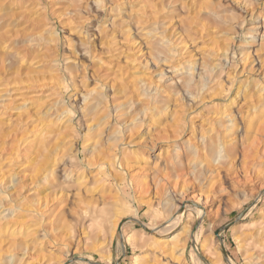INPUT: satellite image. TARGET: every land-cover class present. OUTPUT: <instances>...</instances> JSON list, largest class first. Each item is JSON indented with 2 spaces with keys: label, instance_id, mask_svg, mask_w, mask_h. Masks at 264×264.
Masks as SVG:
<instances>
[{
  "label": "rangeland",
  "instance_id": "rangeland-1",
  "mask_svg": "<svg viewBox=\"0 0 264 264\" xmlns=\"http://www.w3.org/2000/svg\"><path fill=\"white\" fill-rule=\"evenodd\" d=\"M171 1L0 0V264H264V0Z\"/></svg>",
  "mask_w": 264,
  "mask_h": 264
},
{
  "label": "bare ground",
  "instance_id": "bare-ground-1",
  "mask_svg": "<svg viewBox=\"0 0 264 264\" xmlns=\"http://www.w3.org/2000/svg\"><path fill=\"white\" fill-rule=\"evenodd\" d=\"M145 4H146V2H147V0H142ZM150 2H152V3H157L156 2V0H149ZM158 1V3H157V6H160V8H163V5H164V3L165 2H168V0H157ZM169 3V2H168ZM173 3V0L171 1V4ZM170 4V5H171ZM176 4V3H175ZM156 4H154L153 5V7L151 6L150 8H151V10H150V12L148 13V15H146V17H144L143 18V20H142V18H138V19H136V25H139V26H143V25H145V24H151L150 25V27H152V26H157L158 27V29H159V26H162V27H164V26H167V25H169V24H171V23H166V21L168 20V22H169V20L171 19V16L169 15V14H162L161 16H159L158 17V15H160L159 13H161L160 12V10H159V8H157V9H153V8H156V6H155ZM159 11V12H158ZM162 11V10H161ZM112 22H114V21H112ZM113 24H116L115 22L114 23H112V26H113ZM172 25V24H171ZM136 27H138V26H136ZM174 27V26H173ZM162 29V28H161ZM168 29V28H167ZM167 29H163L164 30V34H165V32H166V30ZM172 29V27L168 30V32H170V30ZM189 30V32L190 33H192L193 35H195V36H202V32L200 31V30H194V29H188ZM114 31L115 30H113L112 32H111V34L112 33H114ZM167 33V32H166ZM110 35V34H109ZM106 37H108V35H105ZM162 37H163V34H162ZM165 37L167 38V34H166V36L164 35V37L161 39V42L165 39ZM186 39H188V36H187V34H186V37L184 38V40L183 39H181V41H180V43H182L183 44V48H181V50L177 53L178 55H182V51H184L185 50V48L187 47V44H186ZM167 41L168 42H171V40L169 41V38H167ZM163 51H161V53H162ZM181 53V54H180ZM162 54H164V52L162 53ZM166 57V55L164 56V58ZM163 58V62H166L167 60H169V59H174V57H169L168 58V56L164 59ZM180 61L181 60H175L174 59V61H170L169 62V64L171 65V67H168V69H170V68H175L174 66H175V64L176 63H180ZM189 64H191L192 65V63H189ZM206 66H208V64L205 62V63H201V67H202V69L200 70V73L198 74V77H201L202 76V73L201 72H203V69H205V71H206V69H207V67ZM215 65H213V66H211L209 69H210V73L211 72H213V71H215ZM177 70H180L179 69V67H177ZM204 71V72H205ZM161 72L163 73V70H161ZM220 72V71H219ZM216 73H218V72H216ZM221 73V72H220ZM220 73H218V74H214V78H209V76H208V79H206V80H204V81H206L205 83H202V82H200V81H197V82H195V84H194V86L195 87H198V92H202L205 96H209V95H211V91H212V86L210 85V84H214V82L216 81V79H218V77L221 75ZM161 74V73H160ZM191 76H193V74H190ZM161 78H162V76H160ZM200 79V78H199ZM182 86L183 87H185V88H187L188 86H189V81L187 80L186 82H182ZM228 91H229V89H228ZM229 93V92H228ZM236 94H238V93H236ZM190 95H191V93H190ZM228 95V94H227ZM184 96V95H183ZM227 97V96H226ZM225 97V98H226ZM197 98V97H196ZM223 98H224V96H223ZM222 98V99H223ZM204 100V99H203ZM203 103V102H202ZM233 123V125H232V127H235V120L233 121V120H231ZM247 126H251V123H249ZM247 126L245 127V132H246V130H247ZM232 129V128H231ZM191 130H192V127H191ZM258 130V129H257ZM257 130L255 131L256 133H257ZM206 133H208V132H206ZM231 133H232V131H231ZM247 133V132H246ZM177 134H179V133H177ZM233 134V133H232ZM220 135H221V133H220ZM220 135H218V136H220ZM228 135V134H227ZM231 135V134H230ZM254 135H255V133H254ZM177 136V135H176ZM217 136V135H216ZM222 136V135H221ZM218 138V137H217ZM222 139H221V141H225V139H226V136H222L221 137ZM256 138V137H255ZM254 138V139H255ZM219 139V138H218ZM257 139V138H256ZM203 141H205V140H203ZM202 141V143H203V147L201 148L202 150H204L205 152H209V154L206 156V157H208L209 155H210V160H208V161H211V155H212V152L214 151L215 153V157H214V161H217L218 159H217V157L219 158V153H220V149H222V152L221 153H223V155L222 156H220V158H226V160L227 159H229V158H235L236 157V155H237V143H236V141L235 142H233V143H231V142H220L219 143V145L216 143V140H215V137H213V136H207V139H206V141L205 142H203ZM257 141V140H256ZM217 144V145H216ZM182 148V147H181ZM193 148H194V150L195 151H197L198 150V147L197 146H193ZM202 152V151H201ZM203 153V152H202ZM239 153V152H238ZM195 154V153H194ZM214 154L212 155V156H214ZM199 155V154H198ZM201 155V154H200ZM206 155V154H205ZM239 155V154H238ZM204 156V155H203ZM240 156H241V158H242V160H246V158L244 159V156H245V151L241 154L240 153ZM195 157V156H194ZM246 157V156H245ZM205 158V157H204ZM203 158V159H204ZM241 158H240V161H241ZM181 159V158H180ZM188 159V158H187ZM208 159H209V157H208ZM192 160H193V158H192ZM200 160V159H199ZM205 160V159H204ZM223 160V159H222ZM225 160V159H224ZM231 161H234V160H230V162ZM182 162V161H181ZM201 162H202V160H201ZM200 162V163H201ZM206 162V161H205ZM204 162V163H205ZM220 162V161H219ZM219 162H218V164H219ZM246 162V161H245ZM207 163V162H206ZM211 163H213L212 161H211ZM223 163H224V161H223ZM222 163V164H223ZM241 163H242V161H241ZM243 163H244V161H243ZM203 164V163H202ZM208 165L210 164L209 162L207 163ZM221 164V165H222ZM225 164V163H224ZM231 164V163H230ZM230 164L228 165L227 164V167H226V169L227 170H229L228 169V167L230 166ZM211 165V164H210ZM214 166V165H213ZM216 166H217V164H216ZM216 166L214 167L216 170H218L219 168L218 167H220V166H217V168H216ZM205 167H208V166H205ZM225 167V165L223 166V168ZM232 167H233V164H232ZM235 167V166H234ZM221 168V167H220ZM240 168H242V167H240ZM205 169H207V168H204V170ZM211 169V168H210ZM210 169H207L208 171L210 170ZM215 169H212V170H214L215 171ZM211 170V171H212ZM233 170L235 171V168H233ZM232 170V172L234 173V171ZM214 171H212L211 173L209 172V175L211 176V174L212 175H214L213 177L214 178H218V173H215ZM206 172V171H205ZM218 172V171H217ZM231 172V171H230ZM230 172H228V173H230ZM207 173V172H206ZM227 173V174H228ZM232 173V174H233ZM208 175V176H209ZM207 176V177H208ZM227 176V175H226ZM228 177V176H227ZM213 178V179H214ZM208 179V178H207ZM189 206H191L190 204H188ZM186 206L187 205H185V207L183 208V210L184 209H186ZM201 209H194L195 210V212H196V215H197V217H198V219H199V217H200V215H203L202 213H203V208L202 207H200ZM182 210L181 211H176L175 212V214H174V220L173 221H167L164 225H162V226H160V227H162V228H159L158 230H155V231H152L151 230V232L152 233H158V232H160V233H162L163 231H167V230H169V228L170 227H175V225L177 226L178 224H179V222H181V219H182ZM134 220V219H133ZM137 221V220H136ZM197 224V226H198V229H197V231L192 235L193 237L190 239V242H191V244L193 245V248H194V250L192 249V251H191V255L193 256V258L195 259V261H196V264H201V262L200 261H198L197 260V258H195L196 256H198V254H199V251H198V249H197V245H196V241H197V239H198V237H199V235H200V225H201V222H198V223H196ZM144 226V225H143ZM146 226V225H145ZM114 229L116 228V224H114ZM146 227H144V229H145ZM148 230V229H147ZM121 234H123L122 233V231L120 232ZM121 237L123 238V235H121ZM124 240H125V238H124ZM28 247V246H27ZM26 246H24V250L26 251V250H29L28 248H27ZM32 248V247H31ZM218 249H219V253H224V249H223V246H222V244L220 243V245L218 246ZM222 251V252H221ZM31 252V251H30ZM30 252H28V251H26L25 253V255H27L28 257H31L30 255L31 254H29ZM33 255V254H32ZM224 255V254H223ZM227 258V257H226ZM260 257H257L256 259L258 260ZM217 259H218V262H219V260H221L222 259V257H221V254H219V256L217 257ZM139 259L137 258V257H135L134 258V263H139ZM89 262V261H88ZM24 264H27V262H25ZM89 264H91V263H89ZM228 264H233L231 261H229L228 260Z\"/></svg>",
  "mask_w": 264,
  "mask_h": 264
},
{
  "label": "water",
  "instance_id": "water-1",
  "mask_svg": "<svg viewBox=\"0 0 264 264\" xmlns=\"http://www.w3.org/2000/svg\"><path fill=\"white\" fill-rule=\"evenodd\" d=\"M225 257H227L226 253L224 252Z\"/></svg>",
  "mask_w": 264,
  "mask_h": 264
}]
</instances>
